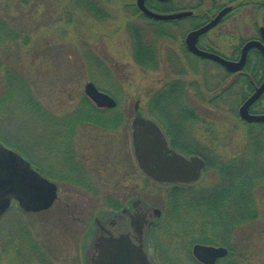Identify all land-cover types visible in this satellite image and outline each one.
Wrapping results in <instances>:
<instances>
[{
    "label": "rangeland",
    "instance_id": "rangeland-1",
    "mask_svg": "<svg viewBox=\"0 0 264 264\" xmlns=\"http://www.w3.org/2000/svg\"><path fill=\"white\" fill-rule=\"evenodd\" d=\"M136 1L104 0L101 3L110 17L101 20L77 9L69 0H0V19L9 22L23 37L0 49V142L41 170L58 190V198L50 209L26 212L15 203L0 220V264H20L19 246L23 247V254L28 250L27 242L22 240L24 233L36 238L56 264H84L82 239L94 218L102 217L104 211L126 203L134 196H140L147 204L165 212L152 233L156 242L155 262L202 264L194 261L193 247L187 248V244L199 235L193 234L189 223L167 221V200L172 186L152 182L138 169L130 121L136 101L147 115L155 117L149 110L152 107L149 102L155 101L154 95L174 79L204 86L199 71L205 63L188 54L190 60L197 62L199 71L195 75L189 72L184 78L177 76L167 61V54H176L181 66L188 65L184 39L193 28L186 21L176 27L168 21L162 27L165 31L173 30L174 39L155 37L153 31L158 26L139 14ZM175 1L180 2L182 9L193 10L200 0ZM227 1L202 0L200 7L194 9L195 15L207 16L201 20V25L215 15L219 4ZM239 1L233 4L238 5ZM262 12L263 9L257 10L252 5H240L203 40L230 56L234 45L245 43L256 35L255 23L264 25ZM133 27L142 29L146 40L154 43L159 53L157 70L142 69L133 59ZM206 66L213 76H221L216 65ZM12 71L19 76L18 84L9 80V76L15 75ZM231 81L234 86L238 85L235 75L231 76ZM89 82L118 101L115 109L122 115L114 128L105 127L115 124L108 123L118 117L114 112L98 115L105 118L80 112L86 106L85 85ZM10 85L13 89L16 87L14 91ZM198 91L199 87L194 85L189 92L188 100L194 108L192 115L197 120L192 121L189 117L184 126L189 136L187 145L208 151L210 157L216 156L222 162L247 154L248 125L262 123L248 124L227 107L207 103L198 96ZM240 105L239 102L238 110ZM69 120L72 127L66 125ZM64 137L68 138L64 152L67 160L59 163L56 149ZM74 144L77 146L73 148L71 145ZM74 149L77 160L80 158L81 161L77 164L69 162ZM256 150L259 151L257 158L262 162L264 143L251 151ZM219 172L215 167L206 166L202 178L192 185V192L199 190L205 194L216 187L221 180ZM254 199L252 210L257 213L256 219L231 230L226 236L231 240L235 254L246 264H264L262 185L256 186ZM202 231L210 238L216 233V229L210 227ZM214 243V246H224ZM220 260L218 264H223Z\"/></svg>",
    "mask_w": 264,
    "mask_h": 264
},
{
    "label": "trees",
    "instance_id": "trees-1",
    "mask_svg": "<svg viewBox=\"0 0 264 264\" xmlns=\"http://www.w3.org/2000/svg\"><path fill=\"white\" fill-rule=\"evenodd\" d=\"M69 1H71L77 9L87 12L96 19L103 20L110 17V14L106 12L104 5H102L104 0ZM147 6L150 9L160 13L172 11L169 6L162 3L160 4L157 2V0H148ZM130 8H135V6H131ZM139 14L142 17L147 18L141 14L140 11ZM206 18L207 16L201 17L196 15L186 22H189L188 26L195 28L201 25L202 19L204 20ZM151 22H153L151 24H154V26H158L153 31L155 37L174 39L173 30L165 31L166 29L162 27L163 24H165L164 22H157L155 20H152ZM180 22L181 21H174L172 24L175 25L174 27H176ZM131 37L133 39L132 49L133 59L135 62L140 67H142V69L157 70L159 66V53L156 51L154 43L146 40L143 30L137 27H133L131 29ZM22 38V34H20V32L13 26H11L9 22L0 19L1 50L6 47L4 46L5 44L12 42L15 43ZM243 43L244 42H241L237 46L238 51L240 50ZM203 47L211 51H219L218 47L213 45L211 42H205ZM184 54L187 56L189 61L187 63L188 65H184V67L181 66L183 64L180 63L179 57L176 54H167V61H169L171 67H174L173 71L177 76L182 78L187 76L189 72H193L195 75L199 71L196 67L197 62L190 60L191 58L188 56L189 53L186 49L184 50ZM250 57L253 58V64L260 66L259 68H256L255 71H251V73L254 74L252 79L257 84L259 71H263L264 68L263 59L260 53H258L256 50H252ZM195 58L194 60L205 63L202 66V70L199 71L203 77L204 86L193 84L194 82L189 84L184 79H174L173 81L167 83L163 89L154 95L155 101L151 100L149 102V107L152 105V107L149 109L151 114L155 117L157 116L159 120L164 123L165 129L169 135L180 131L172 127L169 122V120H171L169 115L171 112H186L189 114V117L192 119V121L197 120V118L192 115L194 113V108L191 101L188 100L190 96L189 92L194 85L199 87L198 96L202 97L204 101L213 106L221 105L223 107H227L234 116H238L237 110L239 101L235 98L234 83L232 81L230 82L232 74L224 71L218 65L213 63L219 68V72L221 73V76H213L209 68L206 66L212 62ZM1 64L2 63L0 61V65ZM14 74L15 75L13 77L16 78L9 76V80L15 81V83L18 84V80H16L18 75L16 73ZM227 80H229V83L226 82ZM211 81H214L215 84H210ZM238 85L245 87L247 85V80L244 77L239 76ZM9 88L13 89V86L10 85ZM15 88L16 87H14V89ZM85 101V109L80 111L84 114L88 113L91 114V116H95L96 118H105V116H98L104 112H114L118 115L117 109H98L88 98H85ZM32 103L33 102H31V104ZM27 104L30 103L27 102ZM35 105L37 104L35 103ZM34 108L36 109V106H34ZM253 110L254 112L264 110V103L260 105H254ZM120 119L121 118L118 115V117L113 119V121H108V123L115 122V124L112 126L106 124L105 127L114 128L118 125L117 123L120 121ZM78 120L79 119H77V122ZM247 135V154L238 159H233L227 162H222L220 158H216V156L210 157V153L208 151L195 149L191 145L180 146L184 154L200 155L202 159L206 161L207 167L217 168L220 171L219 175L221 180L216 187L208 190L205 194H201V191L199 190L192 192L194 189V186L192 185L172 186L169 198L167 200V221L172 223H189V229L192 228L190 230L194 232L193 234L199 235V237L194 238L193 241L187 244V248L190 249L196 243H221L229 250L228 256L220 260V262L223 264H246L240 256L235 254L233 244L226 234L231 232V230H235V228L240 227L242 224L256 219L255 217H257V213L253 211L254 209L252 208V205H255L254 191L256 186L262 185L264 188V160L260 162V159L257 158V153L259 152L258 150L253 153L251 151L252 148H260V146L264 143V124H249ZM236 160H239L240 162H236ZM187 215H190V217ZM194 226L195 228H193ZM207 227L208 229L209 227L216 229L214 237L210 235L212 239L215 238L214 240L208 237V235L206 236L205 233L203 234L202 230ZM24 234L25 237L22 240L27 242L25 245H27L28 250L23 254L21 251L23 247L19 246L20 251L18 255L21 259L20 264H56L55 261L50 259L48 254L44 252V248L36 238L30 236L29 234ZM194 261H196V259H194Z\"/></svg>",
    "mask_w": 264,
    "mask_h": 264
},
{
    "label": "water",
    "instance_id": "water-1",
    "mask_svg": "<svg viewBox=\"0 0 264 264\" xmlns=\"http://www.w3.org/2000/svg\"><path fill=\"white\" fill-rule=\"evenodd\" d=\"M146 0H137L139 10L148 18L157 21H174L186 18L193 14L192 11H182L171 14H160L150 10ZM166 1V0H162ZM231 10L223 9L208 23L202 25L186 35L185 44L190 53L203 59L214 61L225 68L229 73H235L243 69L247 62V56L251 49H259L264 57V28L261 29V40L247 41L238 61L228 60L216 53L202 50L198 47L199 38L217 26L223 17ZM264 92V81L256 92L239 109L240 118L249 123H264V114H251L250 107ZM86 96L99 108H115L117 101L109 94L100 91L97 86L89 82L85 85ZM134 116L130 123L132 135L133 154L136 164L141 172L153 182L159 184H193L198 182L206 168V162L198 155L186 157L173 149L167 136L159 124L147 116L140 108V102L134 105ZM57 185L44 177L38 169L13 149L0 142V220L9 211L13 203H18L26 212L39 213L50 209L57 199ZM132 209L137 207L139 215L131 216L132 225L139 227L147 225L149 229L161 221L163 212L161 209L148 206L143 199H137L130 203ZM131 213L129 208L123 214ZM152 219V221H148ZM99 222V219H96ZM114 241V242H113ZM99 241L100 254L92 264H157L149 261L145 252L138 248L134 252L128 234L112 238L104 244ZM115 246L116 250L105 252L108 246ZM193 256L202 264H218L220 259L228 256V249L224 246L195 244L192 249Z\"/></svg>",
    "mask_w": 264,
    "mask_h": 264
},
{
    "label": "flooded vegetation",
    "instance_id": "flooded-vegetation-1",
    "mask_svg": "<svg viewBox=\"0 0 264 264\" xmlns=\"http://www.w3.org/2000/svg\"><path fill=\"white\" fill-rule=\"evenodd\" d=\"M147 1L148 0L145 1L146 6H147ZM234 1H237V0H228L225 3L219 4V7L217 6L218 10L216 11V13H214L215 15L212 16V18H214L217 15V13L221 12L225 8L230 7L231 10L223 17L221 22L217 26H215L213 29L217 28L219 25L223 24V22H225L228 18H230L231 15L233 14V12H235V10H237L240 5H244V6H246V5L251 6L252 5V6H255L257 8V10L263 9L262 13H264V0H246V2H244V0H241L237 3L238 5H234L233 4ZM157 2H159L160 4L162 3V4L169 6L172 9V11L160 13V12H157L155 10L150 9L148 6L147 7L150 10L157 12V13H160V14H171V13H177V12H182V11H192L193 14L191 16H188L186 18L179 19V20H174V21H181L182 22V21H188L189 19L196 16L194 9L195 8L198 9L200 7L199 5H200V2H202V0L199 1L198 5L193 10L192 9L191 10H184V9L180 8V6H179L180 2L177 3L175 0H166V1L157 0ZM141 14H142V12H141ZM212 18H210L207 22L203 23L202 25L208 23ZM262 20L264 22V17L262 18ZM155 21H157V20H155ZM174 21H169V22L172 23ZM157 22H163V21H157ZM202 25H200L199 27H201ZM199 27L193 28L191 31L198 29ZM255 27H256V31H257L256 35L254 34V36L252 38H250L249 40H254V41L255 40H261L262 41L261 29L264 28V25L258 26V24L255 23ZM212 30H210V31H212ZM209 32H207L206 34H208ZM206 34H203L199 38L198 47L202 50L216 53L217 55H220V56H222L228 60H231V61H238L240 59L241 50H242L244 44L247 41H249V40H247L245 43H243L239 51L237 50V45L236 46L234 45L232 53L230 54V56H227L226 54H224L220 51H211V50L205 49L203 47V44L205 45V42H206L203 40L204 38H206ZM184 44H185V39H184ZM185 48L188 51V53L192 55V57L194 56L198 59H202V60L210 61V62L214 63V61L203 59L201 57L195 56L192 53H190L189 50L187 49L186 44H185ZM252 50H256V51H258V53H260V55L262 56L263 65H264V57H263L262 52L259 49L253 48L248 53L247 62L245 64V66L243 67V69L236 72V74L231 73L232 75H235V80H236L235 84L238 83V77L239 76L240 77L242 76L247 80V85L245 87H242L241 85H235L234 86L235 98L241 103V105L244 104L256 92V90L262 85V83L264 81V68H263V71H259L258 78H257V81H258L257 84L252 79L254 74L251 73V71H255L256 68L260 67V66L252 63L253 58L250 57ZM250 61H251V63H250ZM214 64L218 65L221 69L226 71L225 68L223 66H221L220 64H218L216 62ZM248 68H249V70H248ZM263 103H264V92L252 104V106L250 107V110H249L250 113L255 114V115L264 114V110H261L259 112H254V110H253L254 105H257V104L260 105ZM241 105H240V107H241ZM240 107H239V109H240ZM98 109H103V108H98ZM104 109H108V108H104ZM238 112H239V110H238ZM118 115L121 116L122 114L119 113ZM169 115H170V119H171V120H169L171 126L174 127L176 130H180V131H177L175 133H172V135H169V133H167V131L165 129V125L162 121H160L158 119L155 120V117H152V118L159 124V126L164 130V132H166L167 140L169 141L170 146L173 149H175L177 152L183 154L184 156L190 157L191 155L184 154L183 150L180 148V146H184V145H187L189 143V142H187L189 140V136L187 134V130L184 127L189 121V114L186 112L176 111V112H171ZM133 116H134V114H133ZM133 116H132V118H133ZM132 118H131V121H132ZM131 121H130V123H131ZM66 123H67L66 125H69L71 127L73 126V124L70 120L67 121ZM262 124H264V123H262ZM66 140H68V138L64 137L61 141H59V143L57 145V149H56L57 155L56 156L58 158L59 163L67 160L66 155L64 154L66 147H67V145L65 143ZM70 144H71V142H70ZM71 146L74 148L77 145L74 144ZM66 154H67V152H66ZM76 154H77L76 149L71 150L69 162L76 163V164L81 162L80 158L77 160L78 155H76ZM83 179L85 180L84 176H83ZM85 182H86V180H85ZM157 184H159V183H157ZM159 185H166V184H159ZM177 185H190V184H180L179 183V184H173V185L170 184V185H166V186H177ZM57 193H58V190H57ZM137 199H141V197L140 196H134L131 199H129L126 203H119L117 205H114L110 209L106 210V212L104 211V215L102 217L97 216L94 218L93 223L91 225H89V227H88V229H87V231L84 234L83 239H82V250H83V262H84V264H92L94 259L100 254V250H99V246H98L99 241L102 240L103 242H105L104 244H107L106 242H108V240L112 241V238L118 239L120 237V235L122 236L124 234H128V236L131 238V242L133 243L132 245L135 246L134 252H136V250L138 248H140L141 251L143 250L145 252L149 261L154 260L153 253H154V249L156 247V242L153 241V239H152V233H153V230L156 228V226H158L159 221H157L151 227V229H149V227L147 225H143L142 227L141 226L139 227L137 224L132 225L131 223H132L133 218L131 216L136 217L140 213H139V210L137 207H134V209H132L130 203L137 200ZM148 206H150V205H148ZM126 208H129L131 213L123 214V211ZM96 219H99V222H96ZM148 221H152V219H148ZM110 250H113V251L116 250L115 246L114 245H112V247L108 246L105 249V252H110Z\"/></svg>",
    "mask_w": 264,
    "mask_h": 264
}]
</instances>
